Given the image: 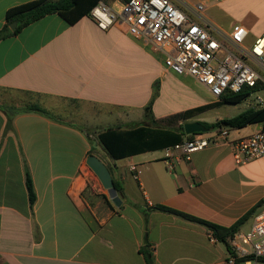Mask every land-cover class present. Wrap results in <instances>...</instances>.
I'll return each instance as SVG.
<instances>
[{"label":"crops","instance_id":"1","mask_svg":"<svg viewBox=\"0 0 264 264\" xmlns=\"http://www.w3.org/2000/svg\"><path fill=\"white\" fill-rule=\"evenodd\" d=\"M32 1L0 0V31L10 9ZM103 1L115 10L125 3ZM173 1L182 8L203 3L204 16L226 32L246 27L247 44L264 34V0ZM175 74L162 53L125 28L101 29L89 15L70 24L58 13L48 14L0 40V264H148L145 245L152 249L153 264H226L231 251L205 225L154 207L230 227L261 203L240 228L250 230L264 210V156L238 165L231 142L264 130L263 124L232 129L220 144L194 152L190 162L173 161L170 170L167 148L156 146L154 133L142 142L146 148L114 159L82 126L55 113L60 100L87 105L89 124L104 127L97 138L109 128L175 130L187 122L229 118H204L233 105L223 104L172 128L171 116L220 100L194 78ZM168 76L176 98H164ZM192 79L205 93L188 88ZM156 87L152 116L146 118ZM18 93L39 96L56 119L15 113L8 129L10 109L24 105L15 100ZM91 155L121 184L120 206L89 166Z\"/></svg>","mask_w":264,"mask_h":264},{"label":"built area","instance_id":"2","mask_svg":"<svg viewBox=\"0 0 264 264\" xmlns=\"http://www.w3.org/2000/svg\"><path fill=\"white\" fill-rule=\"evenodd\" d=\"M205 5L180 7L173 0H128L119 10L99 1L89 16L104 30L125 28L127 32L163 54L165 66L179 75L190 76L217 99L239 93L245 87L258 89L255 107H264V34L247 44L249 31L238 25L226 32L204 16ZM230 129L214 130L212 136L193 134L166 149L169 167L173 161L192 160V154L210 144H220ZM238 165L264 156V130L231 142ZM135 177L139 172L132 166ZM231 253L226 264H264V210L246 232L229 239Z\"/></svg>","mask_w":264,"mask_h":264},{"label":"trees","instance_id":"3","mask_svg":"<svg viewBox=\"0 0 264 264\" xmlns=\"http://www.w3.org/2000/svg\"><path fill=\"white\" fill-rule=\"evenodd\" d=\"M99 1L103 0H34L30 3L12 8L7 12L6 25L0 31V40L9 35L18 33L23 27L48 14L58 13L62 17H64L70 24H74L83 16L89 15L91 9ZM123 1L127 2L128 0ZM14 22H17L18 26L15 30H11L10 26ZM257 89V87H245L244 90L239 93H229L222 96L219 102L175 114L168 118V124H170V126L174 128V125L178 124L180 120H188L208 109L218 107L223 104H239L246 100L247 97H249ZM157 90L158 89L156 87L151 101L145 108L146 118L152 116V105L157 97ZM20 112H37L51 119H56L55 115L45 109L39 102L29 101L27 103L25 102L23 107L21 108L10 109V115L8 116L7 123L8 129L12 126V119L14 114ZM154 122L155 124L160 123H158L157 121ZM165 123L167 124V122ZM259 123L263 124L264 126V107H249L248 109L234 117L223 118L217 120L214 123L202 122V124H204L209 131L220 130L223 128H228L230 130L241 129L247 127L248 125ZM151 133H154L159 137V142L156 144V146H158L159 148H168L175 146L176 144L181 143L184 140V137L191 138L193 136L186 135L184 127L182 125L175 128V130L164 128L152 129L148 125H143L133 129H123L121 127L109 128L98 134V140L104 147V149L108 152L110 157L114 159H120L130 156L132 153L140 151L143 148H146L147 146L142 147V142H144L151 135ZM113 181L118 194L120 196H123V188L121 184L115 179H113ZM26 184L30 203L31 205H34L37 196L32 178L28 170L26 171ZM260 205L261 203L230 227H222L160 205L155 206L154 209L176 213L190 221L205 225L211 231L212 237L224 243L231 251L229 239L232 238L235 233L240 231V228L245 224V222ZM142 253L145 256L147 263L153 264V254L150 245H145L142 248ZM243 260L244 259H240L238 261V264H240Z\"/></svg>","mask_w":264,"mask_h":264},{"label":"rangeland","instance_id":"4","mask_svg":"<svg viewBox=\"0 0 264 264\" xmlns=\"http://www.w3.org/2000/svg\"><path fill=\"white\" fill-rule=\"evenodd\" d=\"M177 76V74H175ZM179 77V74L178 76ZM166 81V88L164 87L163 89H165L164 91V98H176L173 95V80L171 78V76H168L165 78ZM193 82H191V84H189L188 88L193 91L196 94H202L205 92H202V88L198 86V84H194L195 80H191ZM204 90H206L205 88H203ZM40 97L36 96V95H30V94H16V98L15 100L19 103L22 102L21 104H24L25 102H31V101H40ZM178 101H184V98H177ZM255 95L249 96L247 97L246 100H244L243 102L239 103V104H234V105H230V106H226L222 109H218L215 111H211L209 114H207L204 118L206 120H215L216 118L219 117H234L238 114H240L241 112L245 111L246 109H248L249 107H251L252 105L255 107ZM59 106L58 109L55 111V113H57L59 116H61L62 118L68 119L70 121L75 122L76 124L82 126L85 130H87L90 134H91V139H93L94 141H97V132L102 130L104 127H100V126H94V125H90L89 124V109L88 106L83 104V103H78V102H72V101H67V100H60L58 101ZM182 105H186L187 102H181Z\"/></svg>","mask_w":264,"mask_h":264},{"label":"water","instance_id":"5","mask_svg":"<svg viewBox=\"0 0 264 264\" xmlns=\"http://www.w3.org/2000/svg\"><path fill=\"white\" fill-rule=\"evenodd\" d=\"M17 26H18V23L14 22L10 26V28L12 30H15ZM184 130H185L186 135H193L197 133H207L209 131L208 128L204 124H202L201 122H197V121L185 123ZM88 164L91 167V169L94 171V173L97 175V177L99 178L103 187L108 190L109 196L114 202V204L117 206H120L122 203V200L120 196L118 195V192L115 188L114 181H113L112 175L108 167L94 155H91L89 157Z\"/></svg>","mask_w":264,"mask_h":264}]
</instances>
